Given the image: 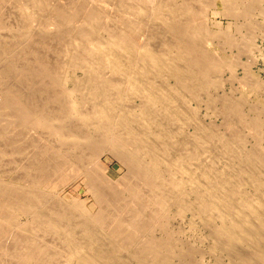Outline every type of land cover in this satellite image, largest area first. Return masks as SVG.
Listing matches in <instances>:
<instances>
[{"label": "bare ground", "instance_id": "bare-ground-1", "mask_svg": "<svg viewBox=\"0 0 264 264\" xmlns=\"http://www.w3.org/2000/svg\"><path fill=\"white\" fill-rule=\"evenodd\" d=\"M103 1L89 0L88 3L93 6L91 9L83 10L81 7L76 12L81 16L78 17L80 21L75 30L76 39L71 41L73 47L67 58L76 70L83 72V78H72L69 71L55 75L53 78V83L61 87L67 82L71 83L72 88L67 91L71 117H65V125L55 126L53 121L60 116L34 113L32 107L22 105L17 100L13 103L8 101V105L4 108L11 113L8 112L6 117L1 119L8 128L18 129L22 124H28L34 129L46 130L60 141L71 142V145L67 146L75 150L82 146H103L107 149L109 161L113 159L117 161L118 166L124 168V173H127L125 177L132 175L143 179L140 181L145 183L143 187L148 193L145 191L147 193L145 196L138 187L127 186L128 189L130 188L128 197L125 200L124 196L122 197L124 202L121 203L122 205L119 204L120 207L117 204L112 207L111 203L105 200L106 198H102L103 195L97 197L101 193L99 192L95 199L96 205L99 206L97 212L93 213L80 207V212L74 214V210L65 206V209L56 208L58 202L53 196H45L42 195L43 193L40 195L35 185L37 180H32V185L26 186L18 182L9 183L8 180H0V226L4 227V229L0 227V248L16 256L19 259L18 264L43 262L45 264L46 259H48L47 264H55V259L58 257L43 247L44 244L39 245L40 235L37 237L35 233L40 229L55 237V242L50 243L58 248L54 252H58L60 259L66 264H115L119 257L116 258L113 252L112 241L118 239L117 237L126 240L128 245L124 247H129L127 250L136 248V244L140 243L138 255L133 257L137 264L147 262L174 264L172 263L174 256L167 250L168 245H171V242L167 243L170 236L167 237L164 233L157 239L147 237L142 241L137 237L142 228L138 222L142 220L143 214L147 213L153 219L156 215L155 211L163 212L170 204L177 202L179 212L190 210L195 215L203 216L205 220L211 221L213 218L212 220L220 221L217 227L213 225V232L211 231L216 249L229 252L238 264H251L250 258L264 264V151L242 153L236 148L232 138L215 132L207 125L204 126L195 118V112L183 107L188 97L197 98L213 83L210 82V74L214 70L210 59L193 39V31L197 29L162 17L163 14L159 12L162 5L158 0L156 2L153 0L155 3L152 2L154 6L149 7L150 9L146 7L144 0L139 3V14L147 17L150 22L157 21L164 26L172 35L170 42L165 41L160 44V48H156L154 41L152 43V37H142L147 32L145 23L132 21V17V20L121 21L106 18L113 24L116 22L119 31H107V36L104 37L105 29L102 23L106 12L102 17L99 9L104 6ZM113 1L117 0L111 2ZM30 2L35 6L22 4L20 15L22 14L24 20L29 21L36 28L45 30V24L39 19L37 12L52 10L51 1L31 0ZM234 9V5H228V10ZM57 27H54V30L60 31ZM155 28L156 26L154 30ZM104 71L118 75L119 80H115L114 76L113 78L106 76ZM164 77L171 79L173 84L163 81ZM131 98H138L139 103L127 105L125 102ZM175 103L181 107L180 110L174 106ZM223 112L247 121L254 133L264 128V116H260L257 111L253 112L255 114L253 118L248 119L240 114L236 106L228 103ZM70 119L76 121V130L73 132H77V135L64 132ZM180 122L190 123L193 132L188 134L184 130L171 127ZM68 138L74 139L68 140ZM0 140L3 141L1 136ZM179 142L185 148L181 154L175 146ZM189 144L193 145L190 153L186 148ZM4 152L9 153L7 149H0L1 154L5 155ZM225 154L229 156L230 163L226 166V170L221 172L216 170L212 163L216 161L218 155ZM206 160L211 163L203 164L202 161ZM46 161L40 167L43 172H37L34 179L39 178L44 181L48 179L49 173L44 172L52 171L55 165L49 160ZM73 167L75 168L69 171V175L60 180L59 186H66L79 177L89 180L90 176L87 172H79L75 164ZM178 175L181 176V181L174 180ZM165 177L171 180L169 191H165L164 184H159ZM187 199L190 200L189 203L186 202ZM21 218H24L25 223L20 222ZM186 256L188 258L189 254L179 255L180 258Z\"/></svg>", "mask_w": 264, "mask_h": 264}, {"label": "rangeland", "instance_id": "rangeland-1", "mask_svg": "<svg viewBox=\"0 0 264 264\" xmlns=\"http://www.w3.org/2000/svg\"><path fill=\"white\" fill-rule=\"evenodd\" d=\"M30 1L31 0H0V136L3 139V141L0 140V143L5 145L3 147L0 145V149L3 150L4 148L9 152H4L5 155L0 153V180H8L9 183L18 182L23 186L32 185V180H37L35 181V185H37V191L40 192V195L43 193L42 195L45 196H53L58 202L56 208L72 209L74 210V214L80 212V207L93 213L97 212L99 206L96 205L95 199L99 192L101 193L98 194L97 197H102L103 195L102 198H106L105 200L111 203L112 207L116 206V204L117 206L121 203L123 204L125 198H127L129 194L128 190L130 188L128 189L127 186L138 187L139 191L146 196L148 190L143 187L145 183L140 181L143 179L132 175H126L127 177H125L124 175L127 173H124V168L118 166L117 161L113 159L109 161L110 158L108 157L107 149L103 146H82L75 150L71 146H67L71 145V142L60 141L54 134L46 130L34 129L28 124H22L18 129L12 127L8 128L5 121L1 119V117H6L8 112L11 113L10 110L4 108L5 105H8V101L13 103L17 100L22 105L29 106L30 108L32 107L34 113H46L49 116L56 117L60 116L61 118L59 117L53 122L55 126L61 127L65 125V117H71L68 110L69 98L67 91L72 87L69 82L65 83V86L62 85L63 87L55 85L53 83V78L55 75H62L66 71H69L72 78H83V72L76 70L71 65L67 55L73 47L71 41H73L74 38L76 39L75 30L80 21L78 17H80L81 14L76 12H78L81 7L83 10L91 9L93 6L88 3L89 0H50L51 2L47 0L50 2L52 10L37 12V15L39 14V19L45 24V30L36 28L35 25L24 20L22 14L20 15L22 4L34 5ZM111 1L112 0H104L102 3L104 6L99 8L102 17H104L106 12L105 19L103 18L102 23L105 29L104 37L107 36V31H119L115 21H121L122 19L132 20L133 18L132 21L142 24L145 23L144 27L147 32L142 35V37H152V43L154 41L153 44L154 46L156 45V48H160L161 43L165 41L170 42V40H172L171 33H169L164 26L160 25L159 22H150L147 17H143L139 14V3L144 0ZM154 1L156 2L157 0ZM154 1L146 0L144 2L147 5L146 7L150 9L154 6V4H152V2L155 3ZM158 2L162 5L161 9H159L160 14H163L162 17L165 16V19L173 20L180 24H187V26L190 25V27L197 29V31H193V39L210 59L209 61L214 69L210 74V82L213 83L211 87L207 89L208 92L206 90L197 98L188 97L183 107L186 110L189 108L190 111L195 112V118L204 126L207 125L215 132L232 138L236 148L242 153H247L249 151H258L257 153H259L264 151V128L254 133L248 126L247 121H242L237 119L236 115H228L223 112L225 106H228V103H232L239 109L240 114H243L248 119L253 118L256 111L260 113V116H264V0H158ZM89 5L90 8H88ZM110 5L112 7H110ZM228 5H234L235 9L233 11L235 12L228 10ZM135 8L137 11L133 10ZM248 10L249 13H247ZM77 18L78 20H76ZM106 18H114L115 23L108 22ZM22 22H24L23 25ZM111 24L113 26H111ZM20 25H22V27ZM155 26L156 28L154 30ZM54 27L59 28L60 31L54 30ZM115 27L117 29H115ZM66 34L68 36H65ZM46 60L49 61L47 62ZM54 64H56V66ZM55 67L57 70H55ZM104 74L112 78L114 76L115 80H119L118 75H111L108 71H104ZM167 78L168 77H164L163 81L173 84L171 79ZM7 92L9 94H7ZM127 102H125L127 105L131 103L137 105L139 100L138 98H131ZM174 106L178 108V110L181 109L177 103H175ZM29 115L31 116L32 114ZM75 126H77L76 121L70 119L64 129L65 134L77 135V132H73V130H76ZM171 127L176 130H184V132L188 134L193 132V127L190 123L180 122L179 124L171 125ZM23 133L25 134L23 135ZM69 139L74 138H68V140ZM180 143L181 142H179V144L176 143L175 146L176 150L180 151L178 153L181 154L185 148ZM192 146V144L186 146L189 153L191 152ZM262 148L263 150H261ZM38 150L39 152H37ZM46 160L51 161V163L55 165L54 168L51 169L52 171L49 170L44 172L51 174V176L48 174V179L45 181L39 178L34 179L33 177L36 176V174L43 172L40 167ZM202 163L210 164L211 162L206 160L202 161ZM229 163V156L225 154L218 155L216 161L212 164L216 170L222 172L226 170V166H228ZM73 164L77 166L79 172H87L90 176V181L85 177H81V179L79 177L66 186H59L60 180H63V178H65L64 176H68L69 171L75 168ZM16 177L18 179H16ZM167 179L168 177H165L159 183L165 185V191H169L168 186L171 181ZM181 179L179 175L178 178L174 177V180L181 181ZM91 181L92 183H90ZM123 196L124 200L122 198ZM113 200H116L115 203ZM187 200L186 202L189 203L190 200ZM74 204L76 206H74ZM112 207L110 208L112 209ZM178 210L179 205L177 202H174L163 212L155 211L156 215L153 216V219L147 213L143 214L142 220L138 222L142 228L140 233H138L137 239L141 241L145 240L144 238L147 237L157 239L163 236L164 233L167 237L170 236L168 237L167 243L169 244V242H171V245H168L169 248L167 246V250L174 256H172V263L174 264H181V262L182 264H238L229 252H225L224 250L221 251L222 249L219 250L214 247L215 241L212 229L213 225L217 227L220 221H216L215 219L212 220L213 218L211 221L205 220V218H202L203 216L195 215V213L190 210L182 212ZM20 222L25 223L24 218H21ZM2 229H4V227H2ZM35 234H37V237L40 235L38 237L40 240L39 245L44 244L42 245L43 247H46L47 250L58 257L55 259V264H66L60 259L59 253L54 252V250L58 248L53 243H50L53 241L55 242V237L51 233L47 234L39 229ZM117 238L118 239L112 241L113 252L116 258L119 257V260L114 263L137 264V261L133 257L138 255L140 243L136 244V248L127 250L129 247H124L128 245L126 240L121 239V237ZM181 253H187L189 257L180 258L179 255ZM241 253L243 254L244 252ZM244 254L246 256L248 255L247 253ZM47 260L48 259H46V261ZM249 260L252 261L251 264H261L258 261L255 262V260L251 258ZM46 261L45 264H47ZM18 263L19 259L16 256L0 248V264ZM41 264H44V262ZM146 264L153 263L147 262Z\"/></svg>", "mask_w": 264, "mask_h": 264}]
</instances>
